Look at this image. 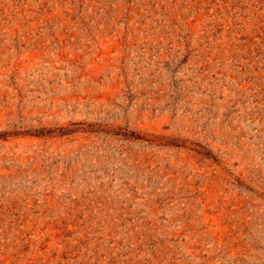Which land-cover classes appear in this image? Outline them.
<instances>
[{"label": "rangeland", "instance_id": "374dc122", "mask_svg": "<svg viewBox=\"0 0 264 264\" xmlns=\"http://www.w3.org/2000/svg\"><path fill=\"white\" fill-rule=\"evenodd\" d=\"M0 264H264V0H0Z\"/></svg>", "mask_w": 264, "mask_h": 264}]
</instances>
